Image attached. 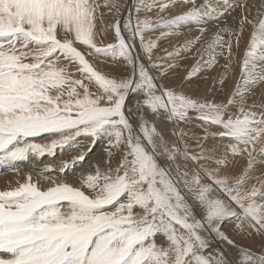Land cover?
Wrapping results in <instances>:
<instances>
[{
  "label": "snow or ice",
  "instance_id": "1",
  "mask_svg": "<svg viewBox=\"0 0 264 264\" xmlns=\"http://www.w3.org/2000/svg\"><path fill=\"white\" fill-rule=\"evenodd\" d=\"M121 7L0 0V165L48 158L0 190V264H264V0Z\"/></svg>",
  "mask_w": 264,
  "mask_h": 264
},
{
  "label": "rangeland",
  "instance_id": "2",
  "mask_svg": "<svg viewBox=\"0 0 264 264\" xmlns=\"http://www.w3.org/2000/svg\"><path fill=\"white\" fill-rule=\"evenodd\" d=\"M98 2L101 5L104 4V0H98ZM118 2L122 6L121 7V14L125 18H127L128 15H132L133 17L135 16V14H136L135 13V5L137 3V0H132V11L126 16H125V10L128 7V5H129L130 0H118ZM199 2H200V0H198V3ZM240 3L241 2H239L238 4H240ZM101 10L107 11L106 12L107 14L109 13V9L107 7H104V8L101 7L99 11L101 12ZM175 10H176L175 8H169L165 13H163V15H165V16L176 15ZM151 14L154 16L155 15V10ZM143 15H144V13L142 12L141 16H143ZM240 15H241V9L239 7H237L236 12L234 13V17L235 18H239ZM108 17L109 18H107V21L114 19V17L110 13H109ZM209 27H211V25H209ZM195 29H196L195 25H184V24H182L178 31L180 33H182L183 35H174V36L170 37L168 40L164 41L162 47H167L169 43L175 44L177 42H182L183 39H184V36L188 35L190 32H194ZM248 29H250V26H248L245 29V32L242 35L239 47L243 43H245L246 32H247ZM250 32L247 34V40L249 39ZM156 35H158V33H156ZM105 37H106V42H109V43L113 42V35H112V33L110 31L108 33H105ZM207 38L208 37L205 36V39H207ZM197 48H199V45H197L195 48H193L190 52H186L184 54L185 58L180 61L181 67L177 70V72L175 74L177 79H179L180 76L185 75L186 71L188 69H190L192 67V65L195 64L196 60L199 58L198 54H197ZM240 52H241V56H242V53L244 51H240ZM223 63H224V60L221 59L220 60V65H223ZM116 67L117 66L112 65L111 61L106 62V64L104 65L105 71H113V70H115ZM219 71H220L219 68H214L213 70L203 74L205 77H207V86L208 87H213V86H215L216 88L220 87V83H219L220 77L218 75ZM239 71H240L239 65H237V62L234 61L233 71L230 74V79L228 80V83H227V86H226L227 89L229 90V92L232 89L235 88V83L239 79ZM191 86L193 88H197L198 87L200 92H203V89L205 87V81L203 79L197 81L196 78H193V84ZM223 98H224V94H221V93H217L216 96H215V99L217 101H220ZM100 144L99 145L102 146V147H100L99 145H97V146L99 148V152H100V155H101V152H102V149L104 147L105 142L101 141ZM65 155H70V153H66ZM30 161H32V160L30 159ZM19 162H21V161H19ZM31 163H33V162H31ZM0 166H2V165H0ZM9 169L10 168L7 169V167H5L4 170H2L3 171L2 173H4L5 176H0V190H6V189H8L10 187H15V186H17V182H23L24 181V179H22V178H25V176L17 174V173H19L18 167H17L18 171H13L12 169H10L11 171H13V172H10ZM29 169H30V171H32L34 173V172H38L40 170V167L36 166L35 164H31ZM21 176H22V178H20ZM75 177H77V176H75ZM232 254H235V253H232Z\"/></svg>",
  "mask_w": 264,
  "mask_h": 264
},
{
  "label": "bare ground",
  "instance_id": "3",
  "mask_svg": "<svg viewBox=\"0 0 264 264\" xmlns=\"http://www.w3.org/2000/svg\"><path fill=\"white\" fill-rule=\"evenodd\" d=\"M197 2H198V0H197ZM239 2H241L240 4H248V5H255V4H258L259 2H260V0H236V3L238 4ZM104 8V7H103ZM132 11V0H130V2H129V5H128V7L126 8V10H125V16L126 15H128L130 12ZM101 12L104 14V17H105V21L107 22V18H109L108 17V15H109V13L107 14L106 12L107 11H103V10H101ZM252 12H253V14H255V8H252ZM175 13L176 14H179L178 13V11H177V9L175 10ZM132 14V13H131ZM251 31V26H250V29H248L247 30V32H246V40H245V43H243L240 47H239V52L240 51H244L245 49H246V45H247V42H248V40H247V34L249 33ZM113 35V34H112ZM244 39V38H243ZM242 39V40H243ZM137 44H138V41H137ZM240 54H241V52H240ZM237 65H239V63L237 62ZM238 72V71H237ZM238 77V76H237ZM99 145V144H98ZM101 145V144H100ZM99 145V146H100ZM100 147H102V146H100ZM100 156V152H99V148H98V146H96V148H95V150L93 151V153L89 156V160H92V159H96V158H98ZM32 161H30V159L29 160H27V161H21V162H17V167H18V169H19V173H17V174H19V175H22V176H25L26 175V173H28V172H32V171H30V169H29V167H30V165L31 164H35L36 166H38V167H41L42 166V164L43 163H46L47 161H48V158L47 157H44V158H41L40 160H37V159H31ZM31 162H33V163H31ZM6 166H0V176H5L4 175V173H2L3 171L2 170H4V168H5ZM87 167V163H85L83 166H77V168L74 170V176H79V174H80V172L82 171V168H86ZM7 169H8V167H7ZM6 170V169H5ZM10 170V169H9ZM10 172H13V171H11L10 170ZM33 173V172H32ZM37 172H34L33 173V175L35 176V174H36ZM69 175L70 176H72L73 175V172H70L69 173ZM22 176L20 177V178H22ZM19 178V177H18ZM22 179H25V178H22ZM232 253H234V252H232V251H229V255L231 256V257H233V258H235V256H236V254H232ZM232 254V255H231Z\"/></svg>",
  "mask_w": 264,
  "mask_h": 264
}]
</instances>
